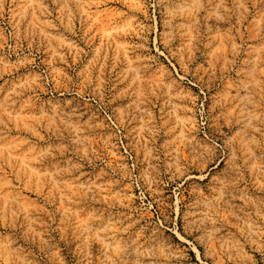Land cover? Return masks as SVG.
<instances>
[{
	"label": "rangeland",
	"instance_id": "374dc122",
	"mask_svg": "<svg viewBox=\"0 0 264 264\" xmlns=\"http://www.w3.org/2000/svg\"><path fill=\"white\" fill-rule=\"evenodd\" d=\"M0 264H264V0H0Z\"/></svg>",
	"mask_w": 264,
	"mask_h": 264
}]
</instances>
